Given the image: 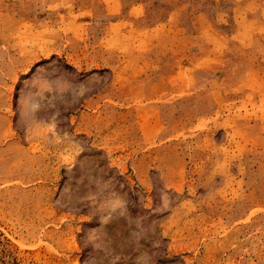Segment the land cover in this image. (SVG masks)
I'll list each match as a JSON object with an SVG mask.
<instances>
[{
	"label": "rangeland",
	"instance_id": "374dc122",
	"mask_svg": "<svg viewBox=\"0 0 264 264\" xmlns=\"http://www.w3.org/2000/svg\"><path fill=\"white\" fill-rule=\"evenodd\" d=\"M0 264H264V0H0Z\"/></svg>",
	"mask_w": 264,
	"mask_h": 264
}]
</instances>
